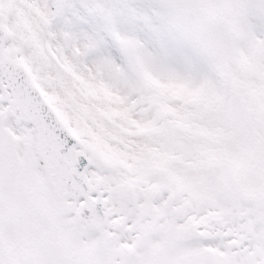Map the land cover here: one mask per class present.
I'll use <instances>...</instances> for the list:
<instances>
[{
  "label": "snow or ice",
  "instance_id": "6c2138e0",
  "mask_svg": "<svg viewBox=\"0 0 264 264\" xmlns=\"http://www.w3.org/2000/svg\"><path fill=\"white\" fill-rule=\"evenodd\" d=\"M0 264H264V0H0Z\"/></svg>",
  "mask_w": 264,
  "mask_h": 264
}]
</instances>
